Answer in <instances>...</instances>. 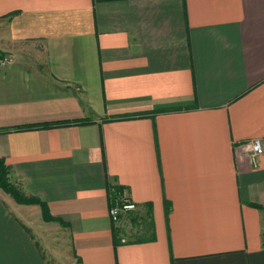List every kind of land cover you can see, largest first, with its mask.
Wrapping results in <instances>:
<instances>
[{"label":"crops","instance_id":"crops-1","mask_svg":"<svg viewBox=\"0 0 264 264\" xmlns=\"http://www.w3.org/2000/svg\"><path fill=\"white\" fill-rule=\"evenodd\" d=\"M0 54V264H264V0H0Z\"/></svg>","mask_w":264,"mask_h":264},{"label":"built area","instance_id":"built-area-1","mask_svg":"<svg viewBox=\"0 0 264 264\" xmlns=\"http://www.w3.org/2000/svg\"><path fill=\"white\" fill-rule=\"evenodd\" d=\"M9 55L0 54V66H4L10 62ZM250 146V160L254 165L257 163V158L264 153V146L262 141L259 138H254L249 142ZM115 191V198L113 203L108 209V214L113 222H118L122 213L134 210L135 204L128 200L127 198L122 197L116 189L113 188Z\"/></svg>","mask_w":264,"mask_h":264},{"label":"trees","instance_id":"trees-1","mask_svg":"<svg viewBox=\"0 0 264 264\" xmlns=\"http://www.w3.org/2000/svg\"><path fill=\"white\" fill-rule=\"evenodd\" d=\"M0 186L4 187L9 193L14 194V188L8 180L7 169L3 163L0 162Z\"/></svg>","mask_w":264,"mask_h":264},{"label":"rangeland","instance_id":"rangeland-1","mask_svg":"<svg viewBox=\"0 0 264 264\" xmlns=\"http://www.w3.org/2000/svg\"><path fill=\"white\" fill-rule=\"evenodd\" d=\"M9 180V179H8Z\"/></svg>","mask_w":264,"mask_h":264}]
</instances>
